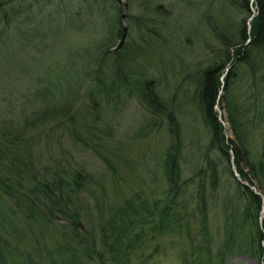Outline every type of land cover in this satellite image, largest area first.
<instances>
[{"label": "rangeland", "instance_id": "obj_1", "mask_svg": "<svg viewBox=\"0 0 264 264\" xmlns=\"http://www.w3.org/2000/svg\"><path fill=\"white\" fill-rule=\"evenodd\" d=\"M255 9L253 0H13L0 7V30L7 27L10 35L3 43L0 38V134L18 133L26 145L17 161L25 173L20 184L27 191L32 180L80 171L75 201L86 229L127 228L125 237L114 231L126 249L105 264H189L188 257L205 264H260L250 252L222 249L236 223L235 208L243 205L235 193L240 179L231 163L232 148L225 157L210 146L211 129L197 102L200 74L211 68L208 84L215 83L216 74L221 83L213 109L223 137L242 157L244 147L248 160L264 161V47L251 49L250 65L244 55H235L247 42L241 30L247 34ZM111 29L118 35L110 36ZM119 46L133 51L130 74L122 66L120 85L105 96L91 77L100 70L107 75L105 84L111 81V61H102L100 53ZM69 80L78 84L71 101L63 90L53 91L54 83ZM42 95L48 99L44 105ZM53 104L70 109L38 119L41 108ZM230 114L241 125L242 142L232 132ZM70 115L78 116L75 130L65 127ZM174 130L183 144L178 168L184 184L172 205L179 227L158 230L156 210L166 189L164 151ZM6 162L0 161V170ZM239 165L264 200L249 164L240 160ZM212 171L215 182L208 178ZM198 193L206 203L208 255L200 247ZM119 211L123 219L111 221ZM61 224L23 218L0 193V256L14 264L47 262ZM252 229L250 221L241 226L247 234Z\"/></svg>", "mask_w": 264, "mask_h": 264}, {"label": "trees", "instance_id": "obj_2", "mask_svg": "<svg viewBox=\"0 0 264 264\" xmlns=\"http://www.w3.org/2000/svg\"><path fill=\"white\" fill-rule=\"evenodd\" d=\"M12 1L13 0H0V7L7 6ZM243 1L245 4L248 3V0ZM253 4L256 8V14L250 19L251 24L247 34L245 35L244 29L241 30V38L243 41L247 40V42L244 44V47H237L239 49H236L235 51V55H244L243 61L248 65H250V63L247 58H249L251 49H257L260 51L263 50L264 47V0H253ZM8 29L9 28L6 27L0 30V38H2L1 43L4 42V38L8 35ZM108 34H110V36H116L118 35V29H111L108 31ZM128 47L129 46H119V48L115 51L105 49L102 53H100L102 61L105 59L111 61V81L108 84H105L107 75L103 74L100 70H95L93 71V77H91V83H94L98 90H100L99 92L104 93L105 96L109 93L108 91L110 89H114L120 85L119 76L120 74L124 76V73L120 72L122 66H127V70H125L128 71V75L130 74L129 65L131 63V59H133V51H131V47ZM225 57L227 58L229 55L227 54ZM262 59L264 60V57H262ZM93 61L98 62L96 57ZM212 70L213 69L211 68L204 69L197 82V91L200 89L197 95L199 111L204 124L211 129L213 141L210 142V146L215 145L219 149V152L225 157L228 156V150L232 148L231 152L233 151V158L231 163L238 175V179H240L238 181L235 180V193H237L238 198L243 200L242 208H235L236 223L231 225L228 232V240L222 244V249L228 253H232L234 251L237 253L250 252L257 257L260 264H264V200H262L261 196L256 194L250 188L253 183L249 177L242 172L239 165L240 160L249 164L253 175L256 177L259 192L264 195V161L260 159L248 160L249 156H247V151L244 147L242 149V157V153H239L234 146H231L230 139L223 137L222 125L213 109L216 100V91L221 83L218 81L219 77L216 74L214 79L215 83L208 84L209 81H207V78L209 74H212ZM230 73L233 74V70H230ZM225 81L226 86H228V76L225 77ZM74 83L75 82L73 80L64 81L63 83L57 81L54 83L55 89L53 91L58 90L61 92V90H63L62 92L67 93L70 100L72 97H75V92L78 88V84ZM144 84V80L140 81L139 87L142 95L146 97ZM40 98V102H42L43 105L48 102L47 96L42 95ZM144 101L148 102V99H145ZM229 104L230 103H228V106ZM61 109L69 110L70 105L69 107H65L53 104L51 106L41 108L38 112L39 114L37 115L39 117L38 119L49 117L47 115H50L55 111L59 114L66 112ZM230 116V127L232 132L237 141L242 142V136L240 135L241 131L239 129V126L241 125L238 124L233 115L230 114ZM77 117H72V115L67 117L66 121L68 120L69 122L65 127L67 128L71 125L72 128L70 127V130H75L73 126L79 122ZM0 138V161H7L4 165V171V166L1 165L0 193L9 197L14 202L15 207L21 211L23 218L27 220L49 223L53 222V220L59 219L64 222V225L61 224L59 229L58 240H56V244L52 247L54 249V253L49 251L50 254L47 255V258H49L48 261L40 263V261H30V259H28L25 264H82L83 261H87L92 264H105L108 259L113 260L114 256L119 255L123 249H126L120 242V237L122 236H119L117 235V232H114H123V237H125V230L127 229L125 226H121L119 224L118 230H112V226H110L109 234L107 229H105L103 225H100L97 232L98 236L92 228L86 229L85 224L82 222L80 217L79 205L75 201L76 194L81 188V180H83L80 171L70 174L68 178L62 176L61 173L56 172L47 178L45 177L41 180L38 179L35 181L32 180L29 189L24 191L20 181L23 180L22 175L25 173L22 167L17 163V161L21 160L20 157L27 151V148L24 147L26 145L22 143L23 138L18 133L10 135L4 134V132H1ZM25 140H27L25 142L30 141L29 139ZM182 148L183 144L181 137L179 136V132L174 130L172 132V140L164 151L163 174L166 182V189L163 191L162 204L156 210V222H154V228L158 230L169 229L172 224L179 227V221L175 222V219L178 218L175 217V209L172 205L176 204L175 197L181 194V184H184V181H180L178 168V159L181 155ZM261 152H263L264 157V145L261 148ZM211 173L212 174L209 175L208 178L211 182H215L216 176L214 177L215 174L213 175V171ZM14 176H16V179L13 178ZM242 181L245 182V184H243ZM201 195L202 194L198 193V202L196 206L200 231V247H202L208 255V235L206 230L207 210L205 200ZM123 209L126 210L125 207ZM117 215L120 217L117 216L116 219H111V221L118 222L123 219L125 214L122 211H119V214ZM247 221H250L253 225V229L250 230L248 234L241 230V226H243ZM237 225L239 227L236 229ZM231 230H234V235H232ZM196 246L198 247V245ZM190 247V252H192L194 246L191 245ZM73 253L77 254V256H74L75 254ZM106 255H110L111 257L108 258ZM0 257L3 260V264H14L12 262H6V257ZM190 260V257H188L189 264L204 263H200L203 260L197 258L193 261ZM208 264L213 263L209 261Z\"/></svg>", "mask_w": 264, "mask_h": 264}]
</instances>
